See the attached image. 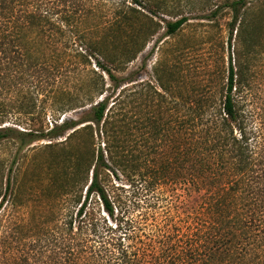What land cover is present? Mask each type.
<instances>
[{
    "label": "trees",
    "instance_id": "obj_1",
    "mask_svg": "<svg viewBox=\"0 0 264 264\" xmlns=\"http://www.w3.org/2000/svg\"><path fill=\"white\" fill-rule=\"evenodd\" d=\"M226 14L237 62L230 57L220 96L217 83L169 99L175 72L164 79L162 69L164 93L151 85V95L174 112L151 121L160 143H126L142 103L140 86L123 74L160 30L175 36L190 17L167 0H0V122L11 100L39 118L49 110L87 118L47 131L0 127V142L15 133L24 143L69 131L68 139L93 137V124H103L105 141L66 167L64 206L28 241L21 234L34 230L29 219L13 226L9 170L0 187V264H264V128L246 109L264 0H221L201 19Z\"/></svg>",
    "mask_w": 264,
    "mask_h": 264
},
{
    "label": "rangeland",
    "instance_id": "obj_2",
    "mask_svg": "<svg viewBox=\"0 0 264 264\" xmlns=\"http://www.w3.org/2000/svg\"><path fill=\"white\" fill-rule=\"evenodd\" d=\"M167 1L188 15L190 21L172 37H165L164 29L160 30L149 40L138 59L130 63L123 74L126 77H134L135 84L140 86L137 88L141 93L138 100L142 103V106L138 108L139 112L136 111L140 116V121H132L126 143H160V140L157 141L152 136L151 121L154 118L156 120L169 118L174 112L172 109L171 112H167L166 109L169 106L161 107L160 99L151 95V85L157 91L164 93L159 81L162 69H164V79H167L166 76L171 68L175 72L171 84L173 90L168 93L169 99L182 94L189 97L195 92L202 94L204 90L207 91L206 88H217V83L219 90H215L217 91L215 94L220 96V89L226 82L230 57L233 58L234 64L237 62L235 36L232 47L229 42L230 33L227 27L229 15L226 14L214 20L201 19L221 0ZM142 7L146 14L151 16L152 4L144 2ZM160 18V14L154 15L156 21ZM257 40L259 42L257 52L253 54L250 69L247 71L251 90H249L246 109H252L256 113L255 117H258L259 124L261 123L264 128L263 30H257ZM91 66L95 68V59L92 60ZM133 87L135 86L130 88ZM9 101L10 99L6 104H10ZM11 101L12 108L6 110L7 117L0 122V127L12 128L16 132L40 130L41 127L47 131L52 129L57 122L60 124L64 118L73 121L87 119L84 111L62 114L53 110H49L39 118L37 114L21 113L17 100ZM86 124L91 123L81 124L78 128ZM102 126L103 124L101 126L93 124L95 133L93 137L91 133L84 132L68 139L73 132L69 131L65 137L56 140L43 139L35 143H24L15 133L12 139L0 142V187L3 186L4 193L9 170L13 169V192L16 203L12 211L13 226L18 224L23 215L29 219L34 230L21 234L27 241L36 237V234L40 236L44 233L42 227H37L36 224L48 222L54 217L53 213L64 206L63 196L69 183L65 180H70L66 176L67 170L74 166L80 154L87 151L91 143H95L97 149L99 146H104L105 141L100 133ZM66 167L67 170H65ZM121 179L123 181L115 179L116 183L129 189L130 185L126 179Z\"/></svg>",
    "mask_w": 264,
    "mask_h": 264
}]
</instances>
